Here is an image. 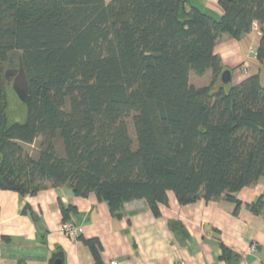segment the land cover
<instances>
[{
	"label": "trees",
	"instance_id": "16d2710c",
	"mask_svg": "<svg viewBox=\"0 0 264 264\" xmlns=\"http://www.w3.org/2000/svg\"><path fill=\"white\" fill-rule=\"evenodd\" d=\"M219 3L216 17L187 0H0V188L69 184L113 214L145 199L159 216L170 191L187 205L264 177V85L258 74L218 84L215 51L223 34L240 39L257 23L264 64V0ZM20 61L23 121L8 77ZM209 70V85L190 82ZM38 138L33 157L25 145ZM75 211L62 205L64 221ZM84 241L100 260L101 243Z\"/></svg>",
	"mask_w": 264,
	"mask_h": 264
},
{
	"label": "crops",
	"instance_id": "0c3cea01",
	"mask_svg": "<svg viewBox=\"0 0 264 264\" xmlns=\"http://www.w3.org/2000/svg\"><path fill=\"white\" fill-rule=\"evenodd\" d=\"M187 2L216 17L223 14L219 0ZM261 36L254 23L240 39L228 33L219 38L215 51L222 58L223 72L231 71L229 85L250 75L262 78L264 64L256 57ZM208 75L214 79L211 70L199 76ZM217 81L222 82L221 75ZM255 204L260 205L258 210ZM62 205L76 208L69 220L76 227V240L64 232ZM174 223L180 227L174 228ZM84 239L101 243L100 260ZM253 243L258 244L255 251H251ZM57 260L61 264H264V177L232 198H201L187 205L170 191L159 216L145 199L128 202L119 215L113 214L94 193L76 196L69 184L48 185L27 195L0 188V264Z\"/></svg>",
	"mask_w": 264,
	"mask_h": 264
},
{
	"label": "rangeland",
	"instance_id": "374dc122",
	"mask_svg": "<svg viewBox=\"0 0 264 264\" xmlns=\"http://www.w3.org/2000/svg\"><path fill=\"white\" fill-rule=\"evenodd\" d=\"M18 67H13V68H10L9 70V83L11 85V88H12V95L13 97H17L19 99V97L17 96L16 92L14 91L13 89V82H14V78L16 76V69ZM261 79H262V84L264 85V66H261ZM245 72H247L245 70ZM205 75V74H204ZM191 80L190 82L192 84H200V85H203V86H206V85H209L211 82H213V78H211L209 75L208 76H205L204 78H202L201 76L197 75L196 73L193 72L192 76H191ZM218 83V81H216ZM16 99V98H15ZM21 100H16V102L11 101L10 103V112L12 113V115L15 117V118H18L19 120L23 121L26 117V108L24 106L23 103L20 102ZM131 132L132 134L134 135V129L133 127H131ZM40 141H41V138H38L33 144H28V145H25V149L27 152H29L31 155H33V157H37L38 154H39V151H40ZM57 148H58V151L59 153H62L63 152V145H62V142L60 140L57 141Z\"/></svg>",
	"mask_w": 264,
	"mask_h": 264
},
{
	"label": "water",
	"instance_id": "95a60500",
	"mask_svg": "<svg viewBox=\"0 0 264 264\" xmlns=\"http://www.w3.org/2000/svg\"><path fill=\"white\" fill-rule=\"evenodd\" d=\"M16 76L13 82V89L16 92L17 96L22 102H25L28 98L30 85L27 77L26 70L24 68L23 62H19V66L16 69ZM231 71L226 70L222 73L221 80L224 84H227L231 81ZM55 264H61L60 260H57Z\"/></svg>",
	"mask_w": 264,
	"mask_h": 264
},
{
	"label": "built area",
	"instance_id": "2783aa9c",
	"mask_svg": "<svg viewBox=\"0 0 264 264\" xmlns=\"http://www.w3.org/2000/svg\"><path fill=\"white\" fill-rule=\"evenodd\" d=\"M64 232L71 239L76 240L78 238L76 227L70 221L65 223ZM257 246H258L257 243H253L251 245V251H255L257 249ZM111 264H118V263L116 261H112Z\"/></svg>",
	"mask_w": 264,
	"mask_h": 264
}]
</instances>
